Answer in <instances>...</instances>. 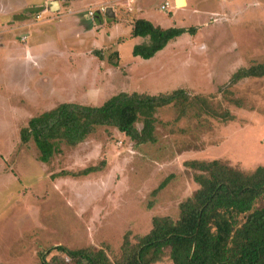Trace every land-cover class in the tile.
<instances>
[{
	"label": "rangeland",
	"instance_id": "374dc122",
	"mask_svg": "<svg viewBox=\"0 0 264 264\" xmlns=\"http://www.w3.org/2000/svg\"><path fill=\"white\" fill-rule=\"evenodd\" d=\"M30 1L0 0V264H40V254L58 245L109 244L111 255L118 253L127 231L147 233L155 215L179 217V203L198 188L185 161L221 159L246 172L264 165V77L226 86L237 69L264 60V0H190L180 6L177 0H144L142 6L141 0H81L83 13L101 5L113 9L114 16L100 18L122 24L115 33L119 42L72 30L70 22L60 25L66 27L61 33L55 27L27 41L20 33L4 34V4L12 9ZM37 13L40 7L27 9V19L35 22ZM137 17L197 30L184 31L145 59L133 54L135 45L148 41L130 36ZM47 40L48 48L39 45ZM27 45L39 54L37 67L26 60ZM88 50H100L103 59ZM175 89L207 98L227 118L194 108L178 118L179 109L168 105L156 113L155 143L136 145L117 128L103 126L78 146L64 144L49 163L39 160L33 142L21 144L20 130L30 118L60 103L101 105L122 91ZM102 162V170L87 176L51 177ZM170 175L169 184L152 196ZM53 255L66 258L57 250L46 258ZM157 264L172 262L166 256Z\"/></svg>",
	"mask_w": 264,
	"mask_h": 264
},
{
	"label": "trees",
	"instance_id": "16d2710c",
	"mask_svg": "<svg viewBox=\"0 0 264 264\" xmlns=\"http://www.w3.org/2000/svg\"><path fill=\"white\" fill-rule=\"evenodd\" d=\"M187 30L195 33L197 27L166 28L137 17L130 36L147 37L148 41L135 45L133 54L149 59ZM94 54L103 59L100 50H94ZM113 64L118 65V61ZM257 77H264V60L237 69L226 86ZM168 105L179 109L178 118L193 108L200 113L228 116L227 112L216 111L207 98L191 96L185 89L158 94L122 91L101 105L64 102L30 118L20 130L21 144L33 142L39 160L49 163L63 152L64 144L78 146L103 126L117 128L136 145L155 143L156 113ZM138 122L142 123L141 128ZM102 165L103 162L78 171L62 170L51 177L87 176L102 170ZM185 165L194 171L198 188L179 203L177 219L170 215L153 216L147 233L127 231L120 251L113 255L109 244L101 248L58 245L40 254V264H157L166 256L172 264H264V204L258 205L264 199V165L249 172L221 159H192ZM171 179L172 175L166 177L151 195L156 197ZM54 250L64 252L66 258L53 255L48 260L46 256Z\"/></svg>",
	"mask_w": 264,
	"mask_h": 264
},
{
	"label": "crops",
	"instance_id": "0c3cea01",
	"mask_svg": "<svg viewBox=\"0 0 264 264\" xmlns=\"http://www.w3.org/2000/svg\"><path fill=\"white\" fill-rule=\"evenodd\" d=\"M68 1L67 4V8L63 6L62 2H57L59 3V8H55V11H53L52 8H54L55 6H53V2L52 0H31L29 3L27 2L25 5L26 6H21V7H16V8H10L7 9L5 8V4H4V9L2 10V15H4L6 17V19L8 20L7 22V28L10 31H3L4 34L5 33H20V40L22 41H27L28 39H30L34 34L40 32V31H54L55 27H60L59 28V33L60 30L62 28H66L63 27V25L65 23H71L72 25V30L73 29H83L84 32H90V33H94L96 35V37L99 38L100 35H103L104 38L106 39V42H119V35H116V30L118 31V28L122 25L121 23L118 22H112V24H109L108 22H105L102 20V18H100L101 14H105L107 15L108 18L112 16H114V11L111 7H109V5H106V10L102 13L101 11L96 12L97 14L96 16V23L89 21V16L86 15V13H83L82 10L84 6H82V1L81 0H66ZM193 0H191L192 3ZM199 1V0H197ZM144 0H141L140 5H143ZM177 5L180 6V4ZM202 2V0L200 1ZM104 3V2H102ZM101 3V4H102ZM190 5V0H184V3L182 5H186V4ZM201 4V3H200ZM13 5V4H12ZM100 5V4H99ZM97 5V7L99 6ZM176 5V3H175ZM102 6V5H101ZM188 6V5H187ZM1 7V6H0ZM32 7H40V13L36 14V18H38V15L40 16L38 18V20L36 19L35 22H32L30 19H27V15H26V10ZM58 10V11H57ZM44 14V15H43ZM41 19H43L41 21ZM92 23V25L90 24V27L86 26V22ZM61 24H63L62 26H60ZM97 24V25H95ZM108 25V26H105ZM28 29V30H26ZM88 29V30H86ZM71 30V29H70ZM131 33V32H130ZM99 34V36H98ZM3 34H0V36ZM112 35L114 36V38H112ZM23 37H25L23 39ZM49 37V36H47ZM52 39V38H51ZM49 39V40H51ZM46 42H42L39 45H42L46 48H48L49 44L48 41ZM52 41V40H51ZM2 45H4V43H0ZM78 44H76L77 46ZM53 46V45H52ZM16 48H22L18 43L15 45ZM27 50H25V57L26 60L30 63H32L35 67H37L39 65V54H36V50L33 49V46L31 45H27ZM68 48L71 49V47L68 46ZM41 50V49H38ZM60 51V50H58ZM73 51V50H71ZM70 51V52H71ZM94 50H88L86 53L87 54H91ZM94 53V52H93Z\"/></svg>",
	"mask_w": 264,
	"mask_h": 264
},
{
	"label": "built area",
	"instance_id": "2783aa9c",
	"mask_svg": "<svg viewBox=\"0 0 264 264\" xmlns=\"http://www.w3.org/2000/svg\"><path fill=\"white\" fill-rule=\"evenodd\" d=\"M169 1H167L166 3H164L163 5H162V8L163 9H166V8H168L169 7ZM100 11H105L106 10V5H102L101 7H100V9H99ZM96 12H98L97 10H89V11H87V13H86V15L87 16H89V17H95V15H96ZM40 16L38 15V18H39ZM25 37H23V39H24Z\"/></svg>",
	"mask_w": 264,
	"mask_h": 264
},
{
	"label": "water",
	"instance_id": "95a60500",
	"mask_svg": "<svg viewBox=\"0 0 264 264\" xmlns=\"http://www.w3.org/2000/svg\"><path fill=\"white\" fill-rule=\"evenodd\" d=\"M53 6H55L54 8H52L53 10H55V8H59V3L57 1L53 2Z\"/></svg>",
	"mask_w": 264,
	"mask_h": 264
},
{
	"label": "bare ground",
	"instance_id": "6f19581e",
	"mask_svg": "<svg viewBox=\"0 0 264 264\" xmlns=\"http://www.w3.org/2000/svg\"><path fill=\"white\" fill-rule=\"evenodd\" d=\"M178 4L182 5L184 3V0H177Z\"/></svg>",
	"mask_w": 264,
	"mask_h": 264
}]
</instances>
